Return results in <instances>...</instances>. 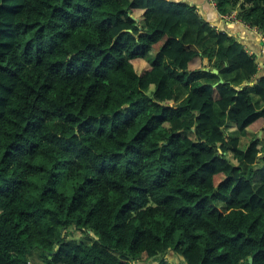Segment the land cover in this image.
I'll use <instances>...</instances> for the list:
<instances>
[{"label": "trees", "instance_id": "1", "mask_svg": "<svg viewBox=\"0 0 264 264\" xmlns=\"http://www.w3.org/2000/svg\"><path fill=\"white\" fill-rule=\"evenodd\" d=\"M258 74L188 0H0V264H264Z\"/></svg>", "mask_w": 264, "mask_h": 264}, {"label": "crops", "instance_id": "2", "mask_svg": "<svg viewBox=\"0 0 264 264\" xmlns=\"http://www.w3.org/2000/svg\"><path fill=\"white\" fill-rule=\"evenodd\" d=\"M187 1V0H185ZM191 5L197 7L198 12L203 17V19L210 23L213 27L219 31L228 33L231 37L236 38L245 49L250 53L256 56L257 62L259 65V76L264 77V33L258 31L257 29H250L245 24L236 20L235 18H224L218 14V11L215 7V3H212L210 0H188ZM232 19V20H231ZM231 20V21H229ZM251 86L252 84H246L245 86ZM256 101L259 99L255 98ZM263 104L260 102V106ZM228 137L237 136V132L232 127L228 131ZM257 138L264 139V130L257 134ZM255 139V134L249 133L241 139V148L245 149L250 142ZM244 147V148H243ZM170 254H173L170 256ZM167 260H170L172 263L175 261L179 262V259L174 255L173 252H170L166 256ZM181 258V257H180ZM182 260V258H181ZM183 263V261H182Z\"/></svg>", "mask_w": 264, "mask_h": 264}, {"label": "rangeland", "instance_id": "3", "mask_svg": "<svg viewBox=\"0 0 264 264\" xmlns=\"http://www.w3.org/2000/svg\"><path fill=\"white\" fill-rule=\"evenodd\" d=\"M232 18H234V16L232 17ZM232 20V19H231ZM231 20H229V21H231ZM232 22V21H231ZM183 28V27H182ZM180 30V28H178L177 30H175L174 32H172V35H174V36H176V35H178L177 34V32ZM156 55V52H153V56H155ZM244 148V147H243ZM69 236H71L72 238H76V239H80L81 237H82V234L81 233H79V232H74L72 229L70 230V232H69ZM173 254H170V256H172ZM167 256V255H166ZM178 259H179V263H178V261L176 262V263H172V264H182V261H181V258L180 257H178V256H176ZM33 264H42L41 262H40V260H35L34 261V263ZM43 264H44V262H43ZM148 264H157V263H155V262H152V263H148Z\"/></svg>", "mask_w": 264, "mask_h": 264}, {"label": "water", "instance_id": "4", "mask_svg": "<svg viewBox=\"0 0 264 264\" xmlns=\"http://www.w3.org/2000/svg\"><path fill=\"white\" fill-rule=\"evenodd\" d=\"M202 71L209 72L210 70L208 68H204V69H202ZM212 73L213 74H218L219 72H218V70H213ZM223 83H224V80L221 79L219 81V84H223ZM219 84H216L215 86H218ZM250 263H252V259H250Z\"/></svg>", "mask_w": 264, "mask_h": 264}]
</instances>
